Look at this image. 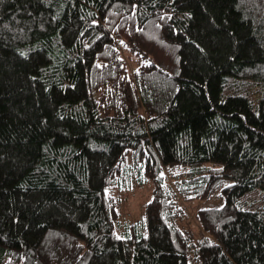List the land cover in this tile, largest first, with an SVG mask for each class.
I'll list each match as a JSON object with an SVG mask.
<instances>
[{
  "label": "trees",
  "instance_id": "obj_1",
  "mask_svg": "<svg viewBox=\"0 0 264 264\" xmlns=\"http://www.w3.org/2000/svg\"><path fill=\"white\" fill-rule=\"evenodd\" d=\"M194 241L264 264V0H0V264H189Z\"/></svg>",
  "mask_w": 264,
  "mask_h": 264
},
{
  "label": "rangeland",
  "instance_id": "obj_2",
  "mask_svg": "<svg viewBox=\"0 0 264 264\" xmlns=\"http://www.w3.org/2000/svg\"><path fill=\"white\" fill-rule=\"evenodd\" d=\"M139 183V182H138ZM123 199L120 213L117 217V222L114 226V233L117 237H125L127 231L129 230V225L135 223L136 221H141V219L145 215V205L146 202L150 200L153 195V187L151 183L143 182L140 184L134 183L129 190L125 193H122ZM125 195V196H124ZM249 195L252 198H246V202L243 203L242 201L238 202V206L241 208H249L252 209L254 207L253 204V197L254 192H249ZM252 203H251V202ZM224 199L220 197V193L216 190L211 197L204 199H194L190 202H184V206L186 211L188 212L190 217L195 216L197 209L202 208H218L224 205ZM197 224L195 223L193 226V231L197 233ZM198 236L195 235V239L197 240ZM198 246V242L194 241L188 247V262L189 264H199L196 256V249Z\"/></svg>",
  "mask_w": 264,
  "mask_h": 264
}]
</instances>
